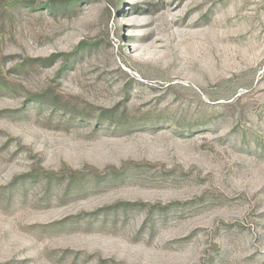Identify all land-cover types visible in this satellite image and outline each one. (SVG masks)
Returning <instances> with one entry per match:
<instances>
[{"label":"rangeland","instance_id":"rangeland-1","mask_svg":"<svg viewBox=\"0 0 264 264\" xmlns=\"http://www.w3.org/2000/svg\"><path fill=\"white\" fill-rule=\"evenodd\" d=\"M63 1L0 0V264H264V0Z\"/></svg>","mask_w":264,"mask_h":264},{"label":"trees","instance_id":"trees-1","mask_svg":"<svg viewBox=\"0 0 264 264\" xmlns=\"http://www.w3.org/2000/svg\"><path fill=\"white\" fill-rule=\"evenodd\" d=\"M18 1H19V0H18ZM13 2H14V1H10V2L6 3V6L11 5ZM73 2H74V0L63 1L60 5L65 6V5H68V4L73 3ZM54 4H55V3H52V6H54ZM47 7H48V6H47ZM49 8H50V7H49Z\"/></svg>","mask_w":264,"mask_h":264}]
</instances>
